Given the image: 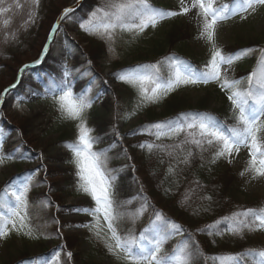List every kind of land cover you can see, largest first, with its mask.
<instances>
[{"label": "snow or ice", "instance_id": "obj_1", "mask_svg": "<svg viewBox=\"0 0 264 264\" xmlns=\"http://www.w3.org/2000/svg\"><path fill=\"white\" fill-rule=\"evenodd\" d=\"M30 2L32 7L25 23L35 24L36 9L40 5V0ZM80 2L81 0H77L78 4ZM5 3L6 0H0V5ZM258 6H264V0H229L228 3H220L218 0H177V10L156 6L151 0H98L87 13V18L75 17L79 28L89 36L104 42L110 53L115 52L117 41L125 34L135 40L146 30L155 29L161 22L175 17H187L194 22L198 30L197 39L211 46L210 58L202 66L193 65L186 59L171 54L155 63L137 64L111 75L115 81L136 91L137 108L158 103L181 86L214 84L230 102L233 123L221 120L210 112H182L173 118L151 123L129 133L147 134L157 141L168 138L174 141L171 149L155 142H141L134 147L147 149L150 155L156 150H164L170 157L175 156L176 151L187 150V154L178 161L179 164L185 165L190 164L197 156L203 161L204 153L211 157L209 161L211 164L219 160L232 164L241 151L245 150L246 166L240 175L243 177L247 174L251 180L264 179V48L225 52L216 43L218 29L225 21L235 17L247 20L249 15L257 11ZM13 7L21 8L19 0H13L12 5L0 7V14L12 11ZM75 12V7H66L62 10L51 26L40 58L22 65L16 82L0 92V103L6 94L17 87L26 70L43 62L51 42L61 30L62 22L72 20ZM4 24L8 25L9 20L5 19ZM257 52L259 55L253 70L246 77L234 78L231 74L234 63L246 55ZM87 64L89 67L80 75L92 74V61L88 60ZM95 79V76H92L87 88L77 90L73 70L65 64L59 78H50L44 84L42 92L31 93L37 99L49 101L59 113V119L74 124L76 140L65 145L71 153L68 163L74 166L75 192L89 198V206L75 207L72 212L91 219L67 225H62L59 219H54L53 222L60 226L56 230L57 238H63L61 231L63 227L86 229L92 237L103 244L106 254L113 257L118 264H192L195 256L204 257L206 264L209 261L211 264H264V249L256 248H249L240 253L205 257L204 253L199 251V244L195 241L194 235L191 233L185 235L186 230L182 225L156 210L143 196L142 186L138 193L141 203L134 211L127 208L131 200L121 202L117 199V176L114 175L115 170L107 166L108 151L94 149V145L100 143V140L91 135L93 129L87 125L88 111L101 99L100 94L91 95ZM244 81L247 84L242 88L241 84ZM104 83L108 84V81L104 80ZM135 112L136 109L129 116L135 115ZM116 136L120 140L123 139L118 129ZM3 143V129H0V146ZM14 159L25 160L28 157L0 153V165ZM40 159L43 161V153L40 154ZM41 168L47 172V166L41 163L40 167L23 178L17 177L0 189V239H6L13 232L32 237L33 230L29 224L28 211L29 194L34 186V178ZM169 171H173L171 166ZM43 183H47L46 175ZM135 199L136 197L132 198ZM187 199L188 197L184 198ZM206 199L211 200V197ZM52 205L54 202L50 197L43 201L45 208ZM54 206L59 210V205ZM150 208L152 212L148 223L138 234L129 229L126 234L121 235V222L128 219L134 225ZM222 225L224 227H221ZM257 230H264V208L238 210L207 224L203 229H197L209 236H223L227 232L240 238L244 237L245 231ZM176 236H182L184 239L171 252H165L163 250L165 243ZM59 255V250L54 252L45 264H53ZM72 255L71 252L67 253L68 257Z\"/></svg>", "mask_w": 264, "mask_h": 264}, {"label": "rangeland", "instance_id": "obj_2", "mask_svg": "<svg viewBox=\"0 0 264 264\" xmlns=\"http://www.w3.org/2000/svg\"><path fill=\"white\" fill-rule=\"evenodd\" d=\"M19 2L21 8L13 7L12 11L0 14V92L16 82L18 71L23 64L31 63L40 57L52 24L64 8L74 5L77 0H40V5L36 9L35 24L25 23L32 7L30 0H19ZM97 2L98 0H85L87 4L81 13L79 12L72 20L62 22L61 30L56 34L49 49V52L53 53L52 60L48 61L45 58L38 70L23 73L20 83L23 86L24 96L21 98L17 95L12 96L7 108H0V121L4 120V123L0 122L4 137L0 153L28 157L25 160L6 161L0 165V189L7 181L17 177L23 178L40 167L41 163L47 166L46 173L41 168L34 178V186L29 194V224L33 230L32 237L38 238L13 232L6 239H0V264H9L24 258L27 259L20 261V264H45L58 250L60 255L53 264H118L113 257L106 254L103 244L92 237L86 229L63 227L61 228L63 238L56 236V230L60 226L53 222L54 219H59L62 225L87 222L91 219L72 212L75 207L89 206V198L75 192L74 166L68 163L71 153L65 147L68 143L62 144L65 141L71 143L76 140V128L72 122L59 119V113L49 101L31 95L32 92H42L44 84L50 78H59L65 64L73 70L77 90L87 88L92 76L96 78L91 95L100 94L101 99L93 106L96 110L92 108L88 111L87 125L93 129L91 135L100 140V143L94 145V149L108 151L107 166L115 170L114 175L117 176V199L121 202L131 200V204L127 205L129 211L137 209L141 201L137 190L129 182V184L121 182V174L123 171L132 170L133 157L142 154L140 149L134 147L141 138L133 137L129 133L147 123L166 118L168 104L177 99L185 100L193 107L207 100L210 109L226 108L231 115L230 102L214 84L181 86L158 103L137 108L136 91L128 85L115 81L111 73H117L123 68L137 64L155 63L165 56L175 54L182 46L190 60L202 61L203 65L210 58L211 46L197 39L198 30L194 22L187 17H175L161 22L155 29L146 30L135 40L125 34L117 41L115 52L110 53L104 42L84 33L75 19V17L87 18V13ZM151 2L159 7L167 6L168 9L177 10V0H151ZM218 2L228 3L229 0H218ZM12 4L13 0H6V3L0 7ZM82 4L84 5V2ZM81 8L82 5L78 11ZM5 19L9 20L8 25L4 24ZM175 24H178L183 32H188L189 39L176 42L173 44L174 47H169L165 42V34ZM216 43L222 51L235 46L240 47V51L245 48H264V6H258L257 11L249 15L247 20L235 17L225 21L218 29ZM91 49L94 52L103 51L102 57L96 61V64L90 59L93 69L90 76L80 75L89 67L87 57L83 53ZM258 55V52L252 53L236 61L232 76L236 79L240 73L247 76L255 67ZM46 73L48 74L44 77V83H39L40 77ZM104 80H107L108 84H105ZM34 82L39 86L38 91H33L30 86ZM134 109H136L135 115L129 116ZM103 112L106 117L104 120H99L97 113ZM117 129L123 137L122 140L116 136ZM108 138L110 142L103 144ZM160 141L174 142L168 138H161ZM41 153L54 154L57 158L56 163L41 161ZM246 158V151L242 150L232 164H228L225 160H219L221 163L217 161L210 166L215 169L212 173H215V177L211 181L221 187L222 175L227 168H230L237 176L236 193L241 200L259 201L264 205V179L251 180L247 174L243 177L240 175L246 166ZM209 161L210 159H203L202 164L205 169L208 168ZM45 175L47 183H43ZM47 197L51 198L54 205L60 206L59 210L54 205L46 208L43 206V201ZM133 197L136 199L132 200ZM31 203L38 205L35 207ZM150 215L151 211L148 210V213L138 219L134 225L131 220L125 219L120 224L121 235L126 234L129 229H133L138 234L148 223ZM180 238L176 236L168 240L163 250L171 251L178 245ZM255 238L264 243V230H260ZM68 252L73 255L68 257ZM40 256L44 257L38 260Z\"/></svg>", "mask_w": 264, "mask_h": 264}, {"label": "trees", "instance_id": "obj_3", "mask_svg": "<svg viewBox=\"0 0 264 264\" xmlns=\"http://www.w3.org/2000/svg\"><path fill=\"white\" fill-rule=\"evenodd\" d=\"M86 4L87 3H85L84 0V5L82 4V8L79 11L77 10L74 13V16H77L79 12L81 13V11L85 9ZM164 7L168 9L167 6ZM182 32L183 31L178 24H175L171 27V29H169V31H167L165 34V42L169 44V47H174L173 44H176V42H183L189 39L188 32H183V34ZM184 36H186V38ZM240 49V47L235 46L229 47L226 49V51H224L238 52ZM102 53L103 51L101 50L94 52V50L91 49L87 50V52L83 54L86 55L87 60H94L93 62L96 64V61L100 60L102 57ZM175 55L186 59L193 65H202V61L190 60L186 56L183 46L175 52ZM46 58L48 61L52 60L53 53L51 51L48 52ZM29 71L36 70L29 69L25 73H28ZM47 74L48 73L43 74L40 77L39 83H44L43 80ZM243 77H246L244 73H240V76L237 79H241ZM246 84L247 82L244 81L241 84V87H246ZM30 86L32 87L33 91H38L39 89L37 82L32 83ZM15 95L19 96L18 98L24 96L23 86L20 82L16 88L8 93L7 99L3 103L2 107L7 108L9 99ZM94 108L96 107H93V109ZM166 109L167 117L160 121L173 118L182 112L200 111L210 112L219 117L221 120H225L230 124L233 123L231 115H229V112L226 110V108L210 109L207 100H203L202 102L198 103L196 107H193L189 106L185 100L177 99L176 101L169 103ZM97 117L99 120H104L106 114L104 112L97 113ZM0 122L4 123V120ZM154 122L140 126L136 128V130ZM21 130H23V128ZM132 136L141 138L137 144L141 142H155L164 144L168 147V149H171L174 143H164L160 140L157 141L153 136H149L147 134ZM109 139L110 138L104 140L103 144L110 142ZM64 143L69 142H62V144ZM188 147L191 148L190 145ZM137 149L139 150L140 148L137 147ZM140 150L142 153L141 156L133 157V169L122 172L121 182L125 184L130 183L132 187L137 190V193H140L142 186L143 196L148 199V201L154 206L156 210L161 211L169 219L182 225L186 230L185 235L188 233L194 235L195 241L199 244V251L204 253L205 257L240 253L249 248H256L258 250L264 249V243L258 238H255L260 230L254 232L245 231L243 238H240L239 236H233L227 232H225L223 236H209L203 231H197V229H203L207 224H211L223 216L231 215L235 211L246 208H264V205H262L259 201L250 202L241 200L240 196L236 193V190L238 189L237 184H235L237 176L230 168H227L223 173V185L219 187L216 185V183L211 181L215 177V173L212 174L213 170L215 169L210 166L214 164L206 163L208 164V168L205 169V167L201 166L203 161L200 160L199 156H197L195 159H192L190 164L185 165L178 163V161L187 154V150L184 152L176 151V154L173 157H170L167 154V151L164 150H156L154 154L151 155L148 153L147 149ZM204 158L211 159L208 153H204ZM43 160L45 162L47 161L56 163L55 160H57V158L54 154L47 155L46 153L43 155ZM170 166L173 168V171L171 172L169 171ZM132 171H134V173H132ZM7 183L8 181L3 185V188ZM180 190L183 191L180 192ZM185 197H188V199L184 200ZM207 197H211V200L206 199ZM182 200L184 201L183 204L181 203ZM31 204H33L35 207L38 205V203ZM204 209H208V211H204ZM149 210L152 212L151 208ZM221 227L224 226L222 225ZM180 237L181 238L179 239V242L184 239V237ZM43 257L44 256H40L37 259L40 260ZM26 259L27 258L21 259L19 261L16 260L9 264H20V261H25ZM192 264H206V262L204 257L195 256L193 258ZM207 264H211V262L209 261Z\"/></svg>", "mask_w": 264, "mask_h": 264}, {"label": "water", "instance_id": "obj_4", "mask_svg": "<svg viewBox=\"0 0 264 264\" xmlns=\"http://www.w3.org/2000/svg\"><path fill=\"white\" fill-rule=\"evenodd\" d=\"M84 2V0H81V2H80V4H78L77 2L74 4V5H72V6H70V7H75L76 8V10H78L80 7H81V5H82V3ZM62 12V11H61ZM60 12V13H61ZM60 15V14H59ZM59 15H58V17H59ZM58 17H57V19H58ZM56 19V20H57ZM55 20V21H56ZM55 23V22H54ZM55 39V38H54ZM54 41V40H53ZM53 41L51 42V44L53 43ZM46 43H47V41H46ZM51 44H50V46H51ZM48 54V53H47ZM47 56V55H46ZM46 56L44 57V59L46 58ZM40 58V57H39ZM43 62H44V60H43ZM43 62L41 63V64H39V65H35L34 67H32V68H30V69H36V68H39L40 66H42V64H43ZM32 63V62H31ZM30 64V63H29ZM22 77V76H21ZM13 90V89H12ZM7 95V94H6ZM5 95V96H6ZM5 96L3 97V102L2 103H0V108L2 107V105H3V103H4V100H5Z\"/></svg>", "mask_w": 264, "mask_h": 264}]
</instances>
